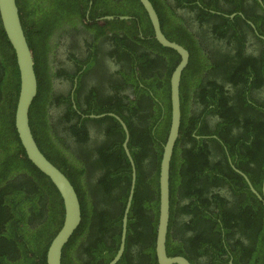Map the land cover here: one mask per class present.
<instances>
[{
	"label": "flooded vegetation",
	"instance_id": "af4514ba",
	"mask_svg": "<svg viewBox=\"0 0 264 264\" xmlns=\"http://www.w3.org/2000/svg\"><path fill=\"white\" fill-rule=\"evenodd\" d=\"M52 1H55L56 6L61 0ZM68 1L70 2H66L69 5V13L64 20L52 24L51 19L37 29L40 32L39 86L42 83L44 89L41 93L43 102H40L42 110L37 111L36 119L41 126L45 125V131H49L50 134L43 132L44 141L39 142L42 144L40 148L44 154L46 151L57 162L63 158L82 167L85 162L77 164L76 158L84 160L85 154L96 155L99 148L103 144H110L114 137H118L123 146L126 132L122 122L127 125L131 139V130L124 119L125 117L130 121L134 119L130 110L131 105L134 110L136 109L133 102L141 101L142 105L146 106L148 103L146 98L149 96L159 101L154 92L144 93L143 89H147L144 75L148 72L144 67L145 63L136 57V53L128 55L125 53L132 49H140L150 55L148 63L156 57L179 59L180 62L181 57L173 50L154 47L153 37L145 30L151 33L148 24L145 23L146 27L142 28L139 20L133 15L115 18L105 8L110 6L116 10L134 11L135 7H129L132 5L130 0ZM152 2L159 12L165 36L177 41L189 52V62L181 80L182 122L179 143L177 140L172 161L177 159L183 162L182 149L191 148L190 141L185 143L181 141L183 133H187L188 139L194 138L198 141L216 139V143L209 142V146L205 143V154H208L210 164L220 166L222 163L232 169V165H235L239 169L220 136L225 135L221 130L230 128L227 140L233 135L243 139L245 128L242 126L249 122L246 121L249 117L256 121V130H260L264 123V89H259L257 83L254 84V76L264 65V0H152ZM20 3L21 5L18 2L19 8L21 6L22 9L31 8L37 2L20 0ZM41 17L42 20L46 19L44 14ZM124 24L128 27L129 33L135 34L136 38L149 40H135L133 46H125L122 28ZM149 41L152 42V46H149ZM43 53H46V56H43ZM169 69L170 66H164L165 72ZM252 70L254 73H250ZM151 72L153 74L155 69L153 68ZM230 80L236 82L238 87L236 88L235 83ZM221 85L223 89L220 88ZM158 89L161 90L159 87ZM217 90H222L223 93L217 94ZM203 91L205 94L202 96ZM158 94L163 95L160 91ZM245 95L252 106L243 102ZM205 96L207 97L204 101ZM250 97L254 98L255 102L250 101ZM221 98L228 106L233 107L230 113L233 119L239 120V125L227 126L229 121L221 118L217 109V103L220 101L216 100ZM134 115L140 116L136 112ZM106 117L116 119L117 123L114 120L104 123L96 121ZM153 130L155 132L156 127ZM57 136L63 137L64 141ZM247 139V143L252 144L254 135H247L244 140ZM53 145L58 148H53ZM203 146L204 144H201L200 149ZM130 151L135 161L134 150ZM153 151L159 153L156 148H153ZM124 155L127 158L126 152ZM162 155L163 150L161 159ZM128 162L132 180V165L129 160ZM72 163L70 164L73 165ZM142 163L150 172L148 168L152 164L150 151L143 157ZM124 165L119 164V168ZM135 165L137 168L136 162ZM57 166L61 169L59 162ZM150 170L155 174L154 168L150 167ZM124 172L120 170L119 173ZM101 175L102 171L90 174L87 181L98 180ZM151 189H154L153 185ZM86 194L89 195L87 190ZM213 194H220V197L227 201L230 216L238 213L237 205L241 199L237 190H230L228 185H222L215 189ZM172 200L174 203L170 204L167 236L169 256H183L192 264H247L251 257L243 260L242 249H253L257 254L253 264H258L260 252L263 251L262 245L246 239L239 228L234 229L233 238H227L222 220L223 206L214 204L207 210L214 219L220 215L217 222L220 224L221 234L216 235L213 230L201 234L200 231L203 229L210 230L211 222H201L197 226L200 230L192 231L191 220L194 215L181 210L189 205L190 201L181 198L180 194L172 199L171 193V202ZM214 241L219 245L221 243L224 250L217 249Z\"/></svg>",
	"mask_w": 264,
	"mask_h": 264
},
{
	"label": "trees",
	"instance_id": "16d2710c",
	"mask_svg": "<svg viewBox=\"0 0 264 264\" xmlns=\"http://www.w3.org/2000/svg\"><path fill=\"white\" fill-rule=\"evenodd\" d=\"M17 1L21 5L20 0ZM66 1L70 2L61 0L60 4L55 6V1L52 0L43 2L36 0L37 3L31 8L23 7L21 9L20 6L21 24H23L36 59H39L40 52L38 47V33L40 32L37 29H40L42 22H49L52 19L53 23H50L58 24L57 22H60L61 19L64 20L66 14L69 13V5ZM130 1L132 5L129 7H135L134 11L116 10L110 6H105V8L110 14L117 17L135 16L142 28L146 27L145 23L151 27V33L147 29L145 30L148 35L154 36L152 26L139 0ZM78 5L80 6L79 3ZM42 14L46 16L45 20H42ZM122 28L124 30L123 41H126L125 46H133L135 40H140V38H136L135 34L129 33L126 24ZM149 44L152 42L149 41ZM0 49L2 51L0 54V264H47L48 248L64 221V203L56 187L28 160L25 150L20 144L15 126V113L20 91V72L14 49L7 39L1 20ZM132 52L136 53V57L145 63L144 67L148 70L144 75L147 88L143 89L144 93L154 92L159 101H155L149 96L146 98L148 101L146 106H143L141 101L133 102L136 109L134 110L131 105L130 110L134 119L132 121L127 117L124 119L132 133L130 149L134 150L137 164V184L129 214L126 251L118 264H157L155 238L157 237L159 215V167L163 150L162 144L167 141L171 120L169 82L179 59L156 57L151 63H148L149 54L140 49H132L125 55ZM164 66H170V69L165 72ZM153 68L155 72L152 74ZM250 73H254V71L252 70ZM230 81L235 83L236 88L238 87L236 82ZM254 82V84L257 83L259 89H264V65L254 76ZM220 88L223 89L222 85ZM39 89L31 107L30 118L33 133L42 148V144L39 142L44 141L43 132H48L45 133L47 135L50 134L49 131H45V125L41 126L36 119L37 111L42 110V106H40V102H43L41 93L44 87L42 83H40ZM159 91L162 92V96L158 94ZM222 93V90H217V94ZM204 94L205 91L201 93L202 96ZM246 96H244L243 102L250 104ZM206 97H204V101ZM216 100L220 101L217 103L219 115L224 121H229L226 125L230 127L239 125V120L233 119L231 116L230 111L233 107L228 106L222 98ZM250 101L255 102V99L250 97ZM149 111H152L151 114L148 113ZM134 112L140 116H135ZM108 120H114L117 123L116 119L111 117L96 121L104 123ZM246 121H249L250 124L242 126L245 128L243 139L233 135L227 140L226 136L230 128L221 130L225 135L220 137L228 146L236 166L246 173L254 187L261 192L264 176V123L260 130H256V121L251 117ZM154 127H156L155 132ZM250 134L254 135V140L249 145L248 139L244 140V138ZM57 137L64 141L63 137ZM182 137L183 143L190 141L191 148L182 149L183 162L177 159L172 161L171 193L172 199L180 194L181 198L190 201V204L181 210L194 215L191 220L192 231H199L197 226L201 222L210 221V230L203 229L200 233L206 234L213 230L216 235H220V224L217 222L220 215L214 219L207 213V210L214 204L223 206L222 220L227 238H233L234 229L239 228L246 239L259 242L263 251L260 252L261 258L258 260V264H264V206L262 202L251 193L244 178L229 165L225 166L221 163L219 166L208 162L205 143L209 146V142L216 143V139L215 141L188 139L187 133H183ZM201 144H204L202 149H200ZM52 147L58 148L56 145ZM153 148L159 150V153L156 154ZM149 151L152 162L148 167L150 172L142 163L143 157ZM124 153L121 141L118 140V137H114L110 144H103L96 155L85 154L84 160L76 158L77 164L85 162L82 167L69 161L73 164L71 165L63 158L58 159L62 171L70 178L77 192L79 191L78 194L80 193L83 218L79 230L64 248L63 264H107L117 253L123 213L131 186L130 166ZM62 154L65 156L63 151ZM45 155L51 162L58 165V162L46 151ZM121 163L125 165L119 168ZM150 167L154 168L155 174H152ZM120 170L125 172L119 173ZM98 171H102L98 180L87 181L90 174ZM202 180L205 182H201ZM151 185L154 189H151ZM222 185H228L230 190H237L241 199L237 205L238 213L232 214V216L226 206L227 201H224L220 194H213V191ZM85 186L90 187L86 188ZM86 190L89 195L86 194ZM173 203L172 200L171 204L173 205ZM214 245L220 251L224 250L221 243L219 245L214 241ZM256 255L253 249H242L243 260L251 257L250 261L246 262L247 264H253Z\"/></svg>",
	"mask_w": 264,
	"mask_h": 264
},
{
	"label": "water",
	"instance_id": "95a60500",
	"mask_svg": "<svg viewBox=\"0 0 264 264\" xmlns=\"http://www.w3.org/2000/svg\"><path fill=\"white\" fill-rule=\"evenodd\" d=\"M147 15L157 42L168 49L176 51L181 60L170 78L171 120L167 141L163 146V155L159 169V215L155 253L158 264H192L183 256L171 257L167 253V236L171 207V162L174 149L180 135L182 122L181 80L182 74L189 62V52L181 45L172 42L165 36L159 12L151 0H139ZM112 19V17L110 18ZM0 20L8 41L14 49L20 72V91L15 113V126L20 144H22L28 160L44 174L58 190L62 197L65 216L63 224L51 241L47 252V264H63L64 247L82 223V206L79 194L70 178L43 153L31 126V107L38 95V78L35 71L33 51L23 27L17 0H0ZM96 117V116H93ZM126 132L124 150L132 165V182L130 197L122 219L121 243L117 254L108 264H117L124 255L128 233L129 213L137 182V168L131 155L128 143L130 139L127 125L122 122ZM233 169L247 182L251 192L256 195L264 206V176L261 192L256 190L249 177L232 165Z\"/></svg>",
	"mask_w": 264,
	"mask_h": 264
},
{
	"label": "clouds",
	"instance_id": "9594fccd",
	"mask_svg": "<svg viewBox=\"0 0 264 264\" xmlns=\"http://www.w3.org/2000/svg\"><path fill=\"white\" fill-rule=\"evenodd\" d=\"M151 1H152V0H151ZM17 3H18V1H17ZM18 6H19V5H18ZM19 9H20V8H19ZM20 16H21V15H20ZM114 17L117 18V16H114ZM121 17H128V16H121ZM152 29H153V28H152ZM153 32H154V30H153ZM151 36H152V34H151ZM152 37H153L152 40H153L154 43H155L154 47H159V48L168 49V48H166V47H163L162 45H160V44L157 42V40L155 39V34H154V36H152ZM140 40H141V41H145V40H149V39H145V38H142V37H141ZM171 40H173V39H171ZM172 42H175V43L179 44V43L176 42L175 40L172 41ZM179 45H180V44H179ZM149 46H152V45L149 44ZM181 46H182V45H181ZM170 50H171V49H170ZM173 51H174V50H173ZM175 52H176V51H175ZM34 61H36V62H35V71H36V75H37L38 83H39V82H40V78H39V75H38L39 73H38V66H37V64H39V59H38V58L36 59V58L34 57ZM36 66H37V69H36ZM174 70H175V69H174ZM173 72H174V71H173ZM172 74H173V73H172ZM170 78H171V77H170ZM169 84H170V83H169ZM38 89H39V87H38ZM168 133H169V132H168ZM129 149H130V147H129ZM130 150H131V149H130ZM124 152H125V150H124ZM126 156H127V155H126ZM127 158H128V157H127ZM128 160H129V159H128ZM129 161H130V160H129ZM135 162H136V161H135ZM130 163H131V162H130ZM56 166H57V165H56ZM131 182H132V180H131ZM136 184H137V182H136ZM158 184H159V178H158ZM135 190H136V188H135ZM130 191H131V186H130ZM134 194H135V193H134ZM133 196H134V195H133ZM128 198H129V197H128ZM82 220H83V218H82ZM81 224H82V223H81ZM128 224H129V223H128ZM80 226H81V225H80ZM80 226H79V228H80ZM79 228H78V230H79ZM121 229H122V228H121ZM78 230H77V231H78ZM77 231H76V232H77ZM76 232H75V234H76ZM75 234H74V235H75ZM74 235H73V236H74ZM73 236H72V237H73ZM53 239H54V238H53ZM70 240H71V239H70ZM69 242H70V241H69ZM69 242H68V243H69ZM64 248H65V247H64ZM116 254H117V253H116ZM116 254H115V255H116ZM114 257H115V256H114ZM114 257H113V258H114ZM113 258H112V259H113ZM110 261H111V259H110ZM110 261H109V262H110ZM109 262H108V263H109ZM108 263H107V264H108Z\"/></svg>",
	"mask_w": 264,
	"mask_h": 264
},
{
	"label": "rangeland",
	"instance_id": "374dc122",
	"mask_svg": "<svg viewBox=\"0 0 264 264\" xmlns=\"http://www.w3.org/2000/svg\"><path fill=\"white\" fill-rule=\"evenodd\" d=\"M44 22H45V21H44ZM42 23H43V22H42ZM43 56H46V53H43ZM47 66H49V67H50V65H48V64H47ZM50 68H51V67H50Z\"/></svg>",
	"mask_w": 264,
	"mask_h": 264
}]
</instances>
